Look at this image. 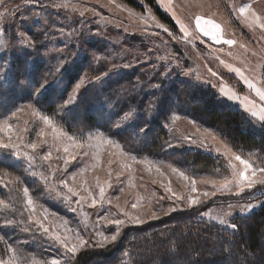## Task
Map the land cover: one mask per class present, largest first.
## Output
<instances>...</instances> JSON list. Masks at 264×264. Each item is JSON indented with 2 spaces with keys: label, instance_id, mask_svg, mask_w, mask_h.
Listing matches in <instances>:
<instances>
[{
  "label": "rangeland",
  "instance_id": "374dc122",
  "mask_svg": "<svg viewBox=\"0 0 264 264\" xmlns=\"http://www.w3.org/2000/svg\"><path fill=\"white\" fill-rule=\"evenodd\" d=\"M158 2L173 17L175 29L150 7L140 11L122 0L0 4V87L8 90L0 89V120L12 125V143L20 152L0 148V200L9 205L0 206V260L9 259L14 249L19 264H31L33 257L42 264L52 259L70 264L81 251L103 248L97 246L99 233H115L117 226L108 221L118 218L125 223L112 243L127 238L120 264H186L180 259L191 250L176 254L154 248L149 254L134 245L143 236L136 232L164 222L163 229L183 224L207 238L231 241L235 236L230 233L239 237L243 222L264 205V183L248 187L233 180L227 190L217 191L223 178L231 179L232 164L243 170L228 148L256 169L264 168V148L235 145L225 125L208 123L194 104L205 92L213 93L239 105L256 128L264 125L251 114L264 101L246 82L264 90V29L250 26L238 11L250 4L264 22V0ZM196 15L215 20L224 39L235 43L229 46L199 32ZM50 85L51 93L44 94ZM17 108L23 110L13 116ZM33 109L49 116L63 135L55 139ZM0 138L8 142L7 133L0 132ZM33 142L35 150L26 146ZM48 152L50 158L43 159ZM141 160L151 162V171L136 162ZM173 167L195 180L196 191ZM261 177L264 172L258 171L252 178ZM85 189L97 200L95 206ZM189 197L199 202L190 204ZM133 203L138 207L133 209ZM121 209L143 223H132ZM55 233L73 242L79 235L88 243L72 256ZM262 237L259 249L236 254L232 263L264 264V232ZM156 258L159 263L150 261Z\"/></svg>",
  "mask_w": 264,
  "mask_h": 264
},
{
  "label": "trees",
  "instance_id": "16d2710c",
  "mask_svg": "<svg viewBox=\"0 0 264 264\" xmlns=\"http://www.w3.org/2000/svg\"><path fill=\"white\" fill-rule=\"evenodd\" d=\"M122 1L140 11H145V8L148 6L162 21L166 22L172 28L175 29L177 26L173 17L162 8L158 0ZM28 61L30 62L29 58ZM38 64L40 65V62ZM56 84L53 85L57 86ZM2 88L4 87H0V89ZM50 89H52V85L46 87L43 93L50 94ZM4 90L2 89L3 92L8 94V90ZM15 95L18 96L17 93ZM194 102V104L200 106L208 123L225 125L229 132V138L235 145L259 146L264 148V125H261L259 129L256 128V125L252 124L253 120L251 116L244 115V111L239 105L223 101L218 96L208 92H205L200 98L194 100ZM50 104H54V102ZM202 157L205 158V155ZM163 224L164 222L155 223L148 231L139 229L136 234H143V236L138 235V239L134 241V245L138 244L139 248L148 249L149 254L154 248H161L162 251L163 249H174V253L176 254L189 249L191 250V254L180 259L186 264H234L231 259L236 254L253 252L259 249L263 238L262 233L264 232V205L253 216L243 222L242 229L240 228L238 231L239 237L230 233L231 236L236 237L231 240L233 242L227 240H221L220 242V238L218 237L207 238L201 231H195L193 228L187 230L181 223H179L181 225H173L169 229H163L161 227ZM183 228L184 230H182ZM173 231L174 233H172ZM126 241L127 238L120 240L118 243L109 244L107 247L81 251L73 258L70 264H120V251L127 245ZM213 246H215L214 249H212ZM232 246L236 249L234 250ZM227 252L230 256H227ZM157 258L148 260L159 263ZM169 260L167 258L165 261L169 262Z\"/></svg>",
  "mask_w": 264,
  "mask_h": 264
},
{
  "label": "snow or ice",
  "instance_id": "6c2138e0",
  "mask_svg": "<svg viewBox=\"0 0 264 264\" xmlns=\"http://www.w3.org/2000/svg\"><path fill=\"white\" fill-rule=\"evenodd\" d=\"M3 2H4V0H0V4H2ZM195 2L196 3H200L201 0H195ZM238 11H239V13L242 16H244L246 19L249 20L250 26L252 24H258L260 28L264 29V22H261L260 16L255 11H253L252 6L250 4H246L243 7H240L238 9ZM194 22H195L196 29L199 30V32H202L205 36H209L212 40L218 41V42H222V43L227 44L229 46H231V45H233L235 43L234 40L224 39V37H223V29H222L221 25L218 24L215 20H213L211 18H206L203 15H196ZM181 27H182V30L185 31L186 35L190 34V33L187 32V29L185 28V26L183 24L181 25ZM21 35H23V34H21ZM235 71L239 72L240 70L239 69H235ZM213 74H215V73H213ZM81 82H83V81H81ZM246 82L248 83L249 88H252V89L255 90V92H256L257 96L260 98V100L264 101V90H261L260 88H258L255 84H253L250 81H246ZM76 87L79 88L80 85L77 84ZM221 91L223 92V94L225 96H229V91H227V90H225L223 88L221 89ZM234 95L235 94L233 93L232 96H230L229 98H233ZM28 107L31 108L32 106L28 105ZM22 110H23L22 108H17L16 111L12 113V115L15 116L18 112H20ZM33 114L34 115H39L40 119L43 120L46 125H48L49 127L52 128V132H53V135H54L55 139H59V137L61 135H63V133L60 132L54 126L53 121H52V119L49 116L41 115L35 109H33ZM251 114L253 116H258V118L261 121H264V104L261 105V107L259 108L258 112L257 111H253ZM205 131L207 132V130H205ZM0 132H4V133L8 134V142L7 143L4 142V140L2 138H0V148L13 149L15 151V154L17 156H19L20 152L18 150V145L12 143V132H13V129H12V125L8 122V119L0 120ZM40 135L41 136L45 135L43 129L41 130ZM213 138L215 139V137H213ZM18 139H19V137H18ZM68 139L69 140H73L75 142V138L74 137H68ZM103 143H106V144H109V145H113V142L111 140H104ZM26 146L31 148V149H33V150H35L37 148V144L35 142L30 143V144H28ZM75 146L76 147H81L82 145L79 144V143H76ZM113 146H115V145H113ZM64 151L68 152V148L65 147ZM227 151L229 153H231V155H232L234 160L238 161L239 164L243 166V170L237 169L236 165L232 164L231 167H232L233 171H232L231 179H229L228 177L223 178V180L220 182L219 187L217 188V191L227 190L228 185L230 183H232L233 180L236 181V183L241 185V186H243L244 183L247 182L248 187H251L255 183H264V177H261L258 181L254 180L252 178V177L256 176L258 171L259 172H264V168H261V169L254 168L252 166V164L248 160H245L240 155H237L235 152L232 151L231 148H228ZM50 156H51V152H48L47 154H45L43 156V159L47 160V159L50 158ZM136 162L144 164L145 167L149 171H151V169L153 167V165H151V162L147 161V160H141V161H136ZM128 167H130V166H128ZM156 171L160 172V169L156 168ZM172 171L174 173H176L179 177H181L185 181L191 180L192 191H196V188H195V183L196 182H195L194 179L190 178L189 176L185 175L184 172L179 171L178 169H176L174 167L172 168ZM249 171H251V173H252L251 177L248 175ZM62 183H65V185H66V181H62ZM212 183H213L214 186L216 185L215 181H213ZM69 190L72 191V189H69ZM85 191H88V190L85 189ZM168 191H171L170 187H169ZM74 194L78 195V193H75V192H74ZM214 194L215 193H212V195H214ZM24 195H25V197L28 198L27 199L28 205L30 207H32L33 201L28 196V190L26 188L24 189ZM173 195H175V194L173 193ZM203 195L207 196V195H209V193H203ZM103 196H104V189H103V187H101L100 188V197H101V199L103 198ZM87 198H91L92 206H95V204L97 203V200L95 199V197L93 196L91 191H88V197ZM84 199H86V197L82 196L81 200H84ZM116 199L119 200V197H116ZM139 199L140 198H138V201H139ZM198 202H199L198 200L193 199L192 197H189V203L190 204H195V203H198ZM109 203H111V201H109ZM0 206L8 207L9 205H7L5 203V201L0 200ZM117 207L119 208L120 206L117 205ZM131 207L133 209L137 208L138 207V203H133L131 205ZM249 207H251V206H249ZM34 210L35 209L33 208V211ZM121 212L132 223H137V224L138 223H143V221L140 219V217L138 215L137 216H133L131 213H129L128 211H126L124 209H121ZM151 215H152V218H156V213L155 212H152ZM108 222L116 225L117 226V231L115 233H113L112 235H106L104 233H99L100 240L97 243V246H99V247H104L106 244L116 241V239H117V237L119 235V226L123 225L125 223V220L117 218V219L109 220ZM219 222L222 223V224L228 223L223 218H219ZM37 223H40V221L37 220ZM41 227H43L42 224H41ZM230 227L235 229V228H237V225L231 224ZM44 230H45V232L48 231L47 228H45ZM54 238H55V240L57 242H59L67 250L68 253H71L72 256H75L80 251V249H82L88 243L87 241H85L79 235H77L75 237V241L76 242H73V239L70 238L69 236H67V235L61 236L59 233H55L54 234ZM11 251L13 252V255L10 256L9 259H7V260H0V264H19L18 256H17L15 250L13 249ZM31 264H42V262L37 261L35 259V257H33L32 260H31ZM43 264H61V261L59 259H52L51 261L43 262Z\"/></svg>",
  "mask_w": 264,
  "mask_h": 264
}]
</instances>
